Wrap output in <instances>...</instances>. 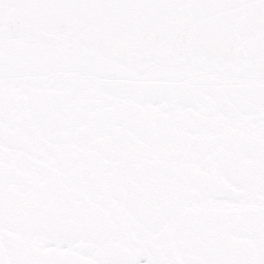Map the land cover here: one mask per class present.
<instances>
[{"label":"snow or ice","instance_id":"6c2138e0","mask_svg":"<svg viewBox=\"0 0 264 264\" xmlns=\"http://www.w3.org/2000/svg\"><path fill=\"white\" fill-rule=\"evenodd\" d=\"M0 264H264V0H0Z\"/></svg>","mask_w":264,"mask_h":264}]
</instances>
